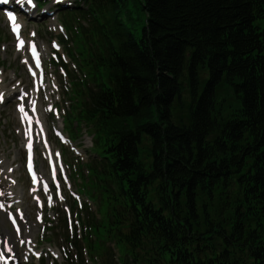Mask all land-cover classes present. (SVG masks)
Segmentation results:
<instances>
[{"label":"trees","instance_id":"trees-1","mask_svg":"<svg viewBox=\"0 0 264 264\" xmlns=\"http://www.w3.org/2000/svg\"><path fill=\"white\" fill-rule=\"evenodd\" d=\"M67 1L98 207L64 216L62 264H264V0Z\"/></svg>","mask_w":264,"mask_h":264},{"label":"rangeland","instance_id":"rangeland-1","mask_svg":"<svg viewBox=\"0 0 264 264\" xmlns=\"http://www.w3.org/2000/svg\"><path fill=\"white\" fill-rule=\"evenodd\" d=\"M11 2L19 11L25 44L21 51H17L15 40L0 10V202L7 211L16 215L19 231L11 227L0 209V234L2 230L11 233L16 257L19 259L17 264H62L68 246L64 216L68 217V223H73L75 219L69 208L74 202L77 205L86 203L97 213L98 205L90 204L82 194L76 192L78 165L89 159L92 137L85 123L78 126V133L73 127L76 133L74 137L68 134V124L65 129L63 123V118L72 110L69 73H75L77 69L61 42L60 37L69 41L70 35L64 28H60L61 14L57 7L55 9V1L45 0L43 10L38 8L37 0H34V8L27 5L21 7L16 0ZM50 11L52 16L48 17ZM31 43L39 47L42 55L44 78L41 86L28 72L30 59L27 47ZM54 43L58 49L52 47ZM62 61L66 67L61 66ZM222 95H225V91ZM32 101L37 105L36 114L47 132L46 141L37 137L34 144L37 170L48 177L45 160L47 153L54 158L59 157L65 169V180H49L48 193H43L38 187L32 188L24 172L25 128L20 122L17 108L23 104L29 111ZM72 126H76L75 123ZM58 132L62 134L63 142L56 137ZM19 213L25 214L22 222ZM21 234L23 239H20ZM25 236H28L29 243L24 242ZM28 245L33 249L30 256L24 255Z\"/></svg>","mask_w":264,"mask_h":264},{"label":"snow or ice","instance_id":"snow-or-ice-1","mask_svg":"<svg viewBox=\"0 0 264 264\" xmlns=\"http://www.w3.org/2000/svg\"><path fill=\"white\" fill-rule=\"evenodd\" d=\"M56 2L59 3V2H61V0H56ZM8 3H10V0H0V4L7 5ZM16 3H18L21 7H23L25 5H27L29 8L35 7L34 0H16ZM8 19L11 22L12 31L17 36V40H18L17 51H21L24 47L25 41L20 38V25L16 22L17 17L15 14L8 13ZM32 35L34 36L35 33H33ZM53 46L58 49V45H55V43L53 44ZM30 49H31V53H32L33 57L36 58V65H37V67H39L40 61L37 57L36 45L34 43H31ZM25 63H26V61H25ZM0 102H2V94H0ZM31 106H32L33 110H35V102L34 101L31 102ZM18 110L24 116V118H27V114L25 113V108H24L23 104H21L19 106ZM26 135L29 137V139H31V128L28 129V131L26 132ZM28 147H29V150H31V144H29Z\"/></svg>","mask_w":264,"mask_h":264},{"label":"bare ground","instance_id":"bare-ground-1","mask_svg":"<svg viewBox=\"0 0 264 264\" xmlns=\"http://www.w3.org/2000/svg\"><path fill=\"white\" fill-rule=\"evenodd\" d=\"M1 213L5 215V211H2ZM19 218L22 222L25 219V214L19 213ZM17 227H18V231H19V224L18 223H17ZM20 239H23V234H21ZM28 241H29L28 236H25L24 242L29 243ZM12 243H13V241H12L11 233L8 231L2 230V232L0 234V253L5 254L6 258L10 257L12 259H16V252H15V249H14V246Z\"/></svg>","mask_w":264,"mask_h":264}]
</instances>
